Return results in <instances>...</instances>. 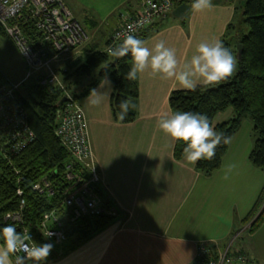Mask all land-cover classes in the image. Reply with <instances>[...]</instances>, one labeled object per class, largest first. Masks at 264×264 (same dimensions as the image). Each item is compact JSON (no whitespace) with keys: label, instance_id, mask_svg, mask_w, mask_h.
Listing matches in <instances>:
<instances>
[{"label":"crops","instance_id":"0c3cea01","mask_svg":"<svg viewBox=\"0 0 264 264\" xmlns=\"http://www.w3.org/2000/svg\"><path fill=\"white\" fill-rule=\"evenodd\" d=\"M233 1L211 0L210 7L200 10L186 3L190 9L183 18L172 15L179 5L175 4L166 17L151 24L145 46L153 48L164 40L183 66L201 42L221 41L227 26L237 21L235 6L244 0ZM63 2L89 35V41L81 48L51 62V66L62 63L63 68H67L66 60L105 50L122 19L138 14L143 3ZM91 21L95 26H90ZM234 33L237 34L236 29ZM235 58L231 75L237 71ZM136 80V118L131 123H119L113 116V84L108 75L98 79L90 96L89 93L78 100L87 118L99 187L104 199L113 202L117 215L93 237L47 264H204L199 260L201 244L212 249L219 263L225 254L229 258H245L243 262L227 264H264V221L250 230L258 215L256 212L251 217V212L264 187V172L248 159L254 140L242 141L241 124L220 168L209 175L200 173L196 162L174 158L176 140L158 126L161 117L173 114L170 93L186 89L174 78L153 74L150 69L138 73ZM97 96L101 102L91 104L90 99ZM232 116L233 108L228 107L214 116L212 125ZM243 233H248L250 241H238Z\"/></svg>","mask_w":264,"mask_h":264},{"label":"trees","instance_id":"16d2710c","mask_svg":"<svg viewBox=\"0 0 264 264\" xmlns=\"http://www.w3.org/2000/svg\"><path fill=\"white\" fill-rule=\"evenodd\" d=\"M224 1L234 2L233 0ZM184 2L193 6L195 0L177 1L178 4ZM239 12L242 13L243 23L247 25L248 33H240L241 30L234 21L227 26V31L221 38L224 46L237 57L236 73L215 85H197L195 91L174 90L169 96V106L172 113L176 111L204 113L211 124L218 112L232 107L233 116L214 126L216 130L230 137V140L239 129L242 120L249 117L253 123L255 140L248 159L264 172V0H244L242 4L235 6V13L238 15ZM89 24L95 26V22L91 21ZM151 26L135 35L145 40L153 28ZM235 29L237 34L234 33ZM0 36L8 37L1 23ZM27 36L31 38L29 34ZM236 44L242 45L240 55H238ZM65 63L67 68L54 70L63 84V89L56 85L38 84L42 75L39 72L26 79L24 77L19 83L12 84L0 71V84L8 87L17 85L13 90L11 106L8 104L10 110L16 113L18 109H23L27 126L34 134L33 140L18 153H12L10 144L7 142L9 127L4 126L5 122L0 114V225L14 224L18 231H22V225L17 226L15 223L3 220L6 213L21 208L23 225L32 229L36 242H51L54 245L47 262L54 261L77 248L110 224L117 215L113 202L104 199L98 185L97 194L104 200L107 207L116 211L114 216L103 213L86 214L75 222H69L65 217L68 216V210L62 202L78 184L76 179L71 181L65 179V170L71 158L55 135L58 112L62 107L60 100L65 97V92L71 94L76 100L86 97L98 84V79L104 75H108L113 84L111 110L116 121L133 122L136 118L138 100L137 80H129L125 77L133 63L130 53L114 61V55L98 50L85 56H78L74 60H66ZM93 75L96 77L94 78ZM125 99L134 102L135 108H130L124 119H120V103ZM229 142L218 145L212 159L198 160L195 166L197 171L209 175L218 170ZM182 150L183 143L176 140L173 150L176 160L184 157ZM43 177H48L54 182V192L50 196L33 190V185ZM18 189L22 191L20 196L17 194ZM22 200L24 203L20 207ZM52 211H55L59 219H63L66 239L61 244H55L54 240L46 239L38 229L41 221ZM256 212L258 215L250 226L251 231L264 221V187L255 202L251 217ZM0 243L3 245L2 240ZM201 245L206 248L205 245ZM208 251L200 255L199 260L204 264H219V258L212 249ZM224 263L228 262L223 261L220 264ZM23 264H33V262L26 260Z\"/></svg>","mask_w":264,"mask_h":264},{"label":"built area","instance_id":"2783aa9c","mask_svg":"<svg viewBox=\"0 0 264 264\" xmlns=\"http://www.w3.org/2000/svg\"><path fill=\"white\" fill-rule=\"evenodd\" d=\"M178 0H142V8L134 16L127 15L111 33L105 52L115 49L124 41L128 34L135 35L149 27L156 19L166 17ZM0 23L6 35L12 40L27 67L25 79L34 73L42 74L38 84L56 85L63 89L59 77L51 66V62L60 56L81 48L89 41V35L84 26L76 20L63 0H0ZM31 36H27V34ZM41 72V73H40ZM17 85L5 86L0 84V114L4 126L9 127L7 142L12 153H18L28 142L33 140L34 134L26 123L23 109L16 113L10 110L13 90ZM66 100L58 112V124L55 135L67 149L71 162L66 167L65 179H76L77 187L64 198L63 206L68 210L65 216L69 222H75L86 214L114 216L116 211L106 206L104 200L97 194L100 178L94 161L93 149L89 137L87 118L78 100L65 92ZM11 106V105H10ZM81 183V184H79ZM54 182L43 177L33 185V190L39 194L52 195ZM17 194L22 195L20 189ZM24 201H21V206ZM17 226L22 225V231L35 240V233L31 228L23 225L22 209L8 212L3 217ZM63 219H59L55 211L50 212L38 226L39 232L46 239L54 240L55 244L65 241ZM51 233L52 235L48 236ZM207 253L204 246H199V255ZM17 255L10 257L16 264ZM29 259H25L24 262ZM245 258H229L223 255V261L243 262ZM23 262V263H24Z\"/></svg>","mask_w":264,"mask_h":264},{"label":"clouds","instance_id":"9594fccd","mask_svg":"<svg viewBox=\"0 0 264 264\" xmlns=\"http://www.w3.org/2000/svg\"><path fill=\"white\" fill-rule=\"evenodd\" d=\"M210 6L211 0H195L193 4L197 10ZM129 53L133 63L125 74L127 79L135 80L138 73L150 69L153 74L174 78L180 87L189 91H195L198 84L215 85L226 80L236 67L235 56L222 41L201 42L196 53L183 66H180L175 50L166 46L164 40H159L153 48H149L145 46L143 39L128 34L118 48L108 50V54L117 57ZM89 102L96 105L101 99L97 96ZM120 108L119 118L124 119L130 108H135V103L125 99L121 101ZM158 126L174 140L183 143L184 159L192 163L201 159H212L217 146L230 140V137L216 130L208 116L201 112L176 111L171 116L161 117ZM50 235L52 234L49 233L48 236ZM0 240L3 241L0 264H10L12 253H23L17 255L16 264H23L26 258L33 264H47V258L54 246L51 242L39 243L32 240L29 235L18 231L14 224L0 225Z\"/></svg>","mask_w":264,"mask_h":264},{"label":"rangeland","instance_id":"374dc122","mask_svg":"<svg viewBox=\"0 0 264 264\" xmlns=\"http://www.w3.org/2000/svg\"><path fill=\"white\" fill-rule=\"evenodd\" d=\"M236 24L241 30L240 33L243 34L248 33V27L243 23V17L241 12H239L237 16ZM236 48H237V44H236ZM52 67L54 69L63 68L62 63H60V65L54 64L52 65ZM0 71L12 84L19 83L21 80H23V78L27 73V67L24 63V60L22 59L20 53L18 52L14 43L9 37L0 36ZM241 124L242 127L240 134L242 141L247 142L249 141V138H251L253 142V140H255V135H254L253 123L251 119L249 117H245L242 120ZM238 241H240L241 243H246L250 241L248 233H243L238 239ZM12 264H14L13 261Z\"/></svg>","mask_w":264,"mask_h":264},{"label":"water","instance_id":"95a60500","mask_svg":"<svg viewBox=\"0 0 264 264\" xmlns=\"http://www.w3.org/2000/svg\"><path fill=\"white\" fill-rule=\"evenodd\" d=\"M189 9H190L189 5H187L186 3H181L174 8V10L172 11V15L175 17H178V18H183L187 14ZM118 46H117V48H118ZM237 51H238V55H240L241 51H242V45L241 44L237 45ZM117 58H118L117 56H114V61ZM65 100H66V97H62V99L60 100V104H63L65 102Z\"/></svg>","mask_w":264,"mask_h":264}]
</instances>
